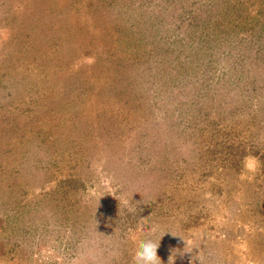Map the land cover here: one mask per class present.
I'll list each match as a JSON object with an SVG mask.
<instances>
[{"label":"rangeland","instance_id":"obj_1","mask_svg":"<svg viewBox=\"0 0 264 264\" xmlns=\"http://www.w3.org/2000/svg\"><path fill=\"white\" fill-rule=\"evenodd\" d=\"M148 237L264 264V0H0V264Z\"/></svg>","mask_w":264,"mask_h":264},{"label":"clouds","instance_id":"obj_2","mask_svg":"<svg viewBox=\"0 0 264 264\" xmlns=\"http://www.w3.org/2000/svg\"><path fill=\"white\" fill-rule=\"evenodd\" d=\"M83 62L91 65L92 63H94V58L85 57ZM243 169L244 171L241 173L240 179L248 180L249 182H251L255 178V175L259 169L258 159L251 155L246 156L243 161ZM158 231H159V226H153L150 229L152 235H155ZM162 237L159 240L152 239L151 237L139 240L132 255L133 264H162L160 258L157 255V250L160 247V241ZM183 240L187 245L185 247L186 249L189 247V242L185 239ZM193 247L198 248V246H193ZM184 252H190V251H184ZM176 255H177L176 250H172V254L169 256L168 264H175ZM198 257L196 258L198 259Z\"/></svg>","mask_w":264,"mask_h":264}]
</instances>
